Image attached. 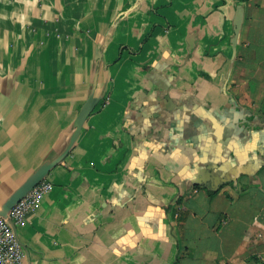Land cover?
Listing matches in <instances>:
<instances>
[{
    "label": "crops",
    "instance_id": "obj_1",
    "mask_svg": "<svg viewBox=\"0 0 264 264\" xmlns=\"http://www.w3.org/2000/svg\"><path fill=\"white\" fill-rule=\"evenodd\" d=\"M97 68L22 264H264V0H0V208Z\"/></svg>",
    "mask_w": 264,
    "mask_h": 264
},
{
    "label": "water",
    "instance_id": "obj_2",
    "mask_svg": "<svg viewBox=\"0 0 264 264\" xmlns=\"http://www.w3.org/2000/svg\"><path fill=\"white\" fill-rule=\"evenodd\" d=\"M243 18V8L241 5L238 6L235 21H234V38L235 43L239 34V29L241 26ZM94 59L96 65L98 66L101 61V52L99 50L95 51ZM98 80V68L94 71L92 85L88 96L81 105L74 121L73 130L59 152H57L53 157L43 160L27 177L26 179L17 186V188L4 200L0 208V216L7 218L9 210L22 199L36 184L43 180L49 171L56 166L71 150L74 143L76 142L81 129L89 116V114L94 110L96 105L101 100V95H95V90ZM15 230V227H14Z\"/></svg>",
    "mask_w": 264,
    "mask_h": 264
},
{
    "label": "built area",
    "instance_id": "obj_3",
    "mask_svg": "<svg viewBox=\"0 0 264 264\" xmlns=\"http://www.w3.org/2000/svg\"><path fill=\"white\" fill-rule=\"evenodd\" d=\"M51 187L44 178L9 210L7 218L0 216V264H22L24 252L14 227L24 223Z\"/></svg>",
    "mask_w": 264,
    "mask_h": 264
},
{
    "label": "trees",
    "instance_id": "obj_4",
    "mask_svg": "<svg viewBox=\"0 0 264 264\" xmlns=\"http://www.w3.org/2000/svg\"><path fill=\"white\" fill-rule=\"evenodd\" d=\"M237 3H244V2H246V1H248V0H235Z\"/></svg>",
    "mask_w": 264,
    "mask_h": 264
}]
</instances>
